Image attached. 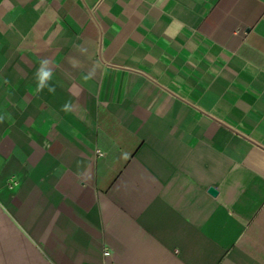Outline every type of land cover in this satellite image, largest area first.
I'll list each match as a JSON object with an SVG mask.
<instances>
[{"label": "crops", "instance_id": "0c3cea01", "mask_svg": "<svg viewBox=\"0 0 264 264\" xmlns=\"http://www.w3.org/2000/svg\"><path fill=\"white\" fill-rule=\"evenodd\" d=\"M0 264H264V0H0Z\"/></svg>", "mask_w": 264, "mask_h": 264}, {"label": "clouds", "instance_id": "9594fccd", "mask_svg": "<svg viewBox=\"0 0 264 264\" xmlns=\"http://www.w3.org/2000/svg\"><path fill=\"white\" fill-rule=\"evenodd\" d=\"M50 63L48 60H40L41 67L39 71L36 73L37 83H36V91L39 92L43 90L46 86V82L49 81L52 76L53 72L49 69L46 70V66ZM49 92H54L53 88H49ZM105 255H110V253L106 252Z\"/></svg>", "mask_w": 264, "mask_h": 264}, {"label": "water", "instance_id": "95a60500", "mask_svg": "<svg viewBox=\"0 0 264 264\" xmlns=\"http://www.w3.org/2000/svg\"><path fill=\"white\" fill-rule=\"evenodd\" d=\"M209 192L211 193V194H216L217 193V189L215 188V187H213V186H211L210 188H209Z\"/></svg>", "mask_w": 264, "mask_h": 264}, {"label": "built area", "instance_id": "2783aa9c", "mask_svg": "<svg viewBox=\"0 0 264 264\" xmlns=\"http://www.w3.org/2000/svg\"><path fill=\"white\" fill-rule=\"evenodd\" d=\"M106 252H108V253H109V251H108V250H105V253H106Z\"/></svg>", "mask_w": 264, "mask_h": 264}]
</instances>
